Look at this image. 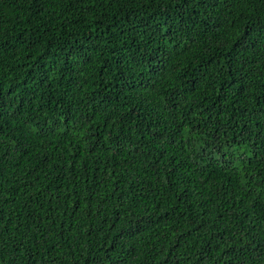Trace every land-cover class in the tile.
Returning <instances> with one entry per match:
<instances>
[{"label": "trees", "instance_id": "1", "mask_svg": "<svg viewBox=\"0 0 264 264\" xmlns=\"http://www.w3.org/2000/svg\"><path fill=\"white\" fill-rule=\"evenodd\" d=\"M0 264H264V0H0Z\"/></svg>", "mask_w": 264, "mask_h": 264}]
</instances>
